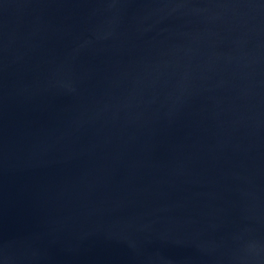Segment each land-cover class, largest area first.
I'll list each match as a JSON object with an SVG mask.
<instances>
[{"label":"water","instance_id":"water-1","mask_svg":"<svg viewBox=\"0 0 264 264\" xmlns=\"http://www.w3.org/2000/svg\"><path fill=\"white\" fill-rule=\"evenodd\" d=\"M0 264H264V0H0Z\"/></svg>","mask_w":264,"mask_h":264}]
</instances>
